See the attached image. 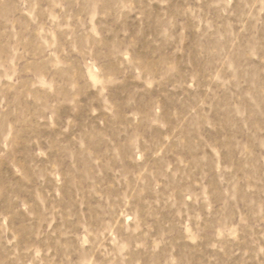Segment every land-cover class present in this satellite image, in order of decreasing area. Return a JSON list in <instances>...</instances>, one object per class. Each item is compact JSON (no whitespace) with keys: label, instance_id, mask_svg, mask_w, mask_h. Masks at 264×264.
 <instances>
[{"label":"rangeland","instance_id":"1","mask_svg":"<svg viewBox=\"0 0 264 264\" xmlns=\"http://www.w3.org/2000/svg\"><path fill=\"white\" fill-rule=\"evenodd\" d=\"M0 264H264V0H0Z\"/></svg>","mask_w":264,"mask_h":264}]
</instances>
